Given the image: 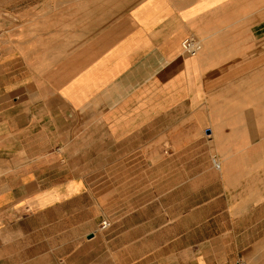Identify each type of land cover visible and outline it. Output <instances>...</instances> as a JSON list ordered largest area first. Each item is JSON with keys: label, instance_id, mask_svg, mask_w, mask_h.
Returning <instances> with one entry per match:
<instances>
[{"label": "crops", "instance_id": "0c3cea01", "mask_svg": "<svg viewBox=\"0 0 264 264\" xmlns=\"http://www.w3.org/2000/svg\"><path fill=\"white\" fill-rule=\"evenodd\" d=\"M20 18L0 13V264H264V0Z\"/></svg>", "mask_w": 264, "mask_h": 264}, {"label": "rangeland", "instance_id": "374dc122", "mask_svg": "<svg viewBox=\"0 0 264 264\" xmlns=\"http://www.w3.org/2000/svg\"><path fill=\"white\" fill-rule=\"evenodd\" d=\"M92 0H0V13L6 14L11 17L15 26V29L20 28V14L23 12L29 15L52 13L53 9L61 10V13L68 14L69 9H73L74 6L85 4ZM110 3H134L138 0H108ZM262 46L254 48L253 52L248 55L252 57L254 64H263L264 68V40L259 42ZM259 62V63H258ZM261 62V63H260ZM258 82L255 91L264 93V69L258 74ZM262 84V85H261ZM259 95V94H258Z\"/></svg>", "mask_w": 264, "mask_h": 264}, {"label": "built area", "instance_id": "2783aa9c", "mask_svg": "<svg viewBox=\"0 0 264 264\" xmlns=\"http://www.w3.org/2000/svg\"><path fill=\"white\" fill-rule=\"evenodd\" d=\"M181 46L185 53L193 55L201 50L202 44L199 41V39H197L195 36H189L182 41ZM214 161H215V166L220 167V162H218L216 159ZM109 224L110 221L105 219L102 221L101 227L106 228Z\"/></svg>", "mask_w": 264, "mask_h": 264}]
</instances>
